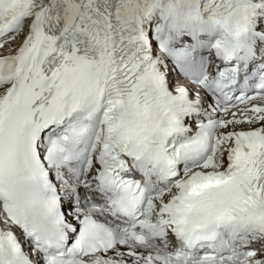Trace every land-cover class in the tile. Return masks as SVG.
<instances>
[{
  "label": "snow or ice",
  "instance_id": "6c2138e0",
  "mask_svg": "<svg viewBox=\"0 0 264 264\" xmlns=\"http://www.w3.org/2000/svg\"><path fill=\"white\" fill-rule=\"evenodd\" d=\"M0 264H264V0H0Z\"/></svg>",
  "mask_w": 264,
  "mask_h": 264
}]
</instances>
